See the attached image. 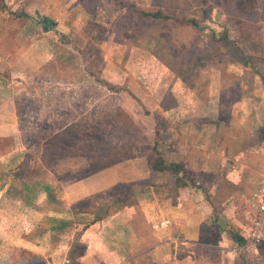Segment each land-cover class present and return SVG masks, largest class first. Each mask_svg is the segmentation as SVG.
Segmentation results:
<instances>
[{
	"label": "crops",
	"instance_id": "obj_1",
	"mask_svg": "<svg viewBox=\"0 0 264 264\" xmlns=\"http://www.w3.org/2000/svg\"><path fill=\"white\" fill-rule=\"evenodd\" d=\"M68 1L0 0V144L5 142L3 140L9 143L7 151L0 145V224L5 223L1 214L3 203L8 200L13 203L11 218L17 216V223L20 224L13 222L15 229L24 227L18 244L21 262L17 264H70V252L77 243L84 252L72 264H264V224L261 237L254 242L240 232L247 241L244 245L234 240L228 230L229 223L233 222L228 197L247 185L253 191L249 197L251 199L264 173V157L259 155L260 150H249L253 143L261 147L259 134L264 127V114H258V111L261 112L259 102L263 103L264 65L261 67L255 63L254 58L251 60L254 69L239 70L234 76L229 72V78L234 77L241 83L242 97L237 104L239 113L233 114L228 122L221 119L220 114L199 116L190 114L189 110L178 117L181 104L176 105L174 112L164 110L173 118L172 132L180 136L187 147V154L182 158L185 168L192 178H196L195 174L206 178L200 184L195 182L192 185L188 181L185 185L179 184L174 191L138 185L141 191L137 194L136 204H126L106 213L108 207L117 204H109L107 196L117 188L133 189L134 158L110 163L105 168H93L92 171L88 170V162L64 168L63 175L83 174V177L67 182L64 180L66 183L62 185L59 183L63 193L60 198L53 195L52 178L48 174L50 171L53 175L52 169L49 170L41 161L37 162L36 167H22L28 153L21 134L23 117L14 92L23 82L32 78L37 80L43 67L54 59V55L46 58L45 55L32 54V48L45 43L47 39L50 42L48 48L53 47L54 38L59 40L64 35L54 7ZM74 1L79 3V0ZM258 1L259 5L255 8H247V2L243 7L239 1L237 6L244 14L264 13L261 0ZM76 5L81 7L80 3L76 2ZM21 10L31 17L22 23L10 24L9 12ZM213 11L221 17V21L227 20L219 7ZM38 16L53 21L52 29L45 30ZM246 24L245 31L249 22ZM259 27L264 31V26ZM38 33L41 34L40 40L26 42ZM245 35L248 36L247 33ZM23 36L27 38L20 40ZM61 43L65 44L58 42ZM255 56L261 60L264 51H256ZM57 95H62L61 100L67 96L64 92ZM76 95L79 96L78 90ZM251 95L254 99H249ZM251 102L252 112L248 111ZM231 126L236 130L230 143H241L242 146L232 154L236 158V165L228 170V167H217L214 159L209 160L211 155L206 146L208 142L221 143L223 132ZM246 158L254 159V165L250 161L248 165L240 167ZM258 162L259 166L262 165L261 172L257 171ZM194 164L199 165L193 167ZM21 169L30 171L26 173L27 176L30 174V180L24 184V189L22 182L14 179L11 183L10 178L7 180L11 174L16 177ZM256 174L259 178L253 181L250 176ZM45 179H49L47 184L44 183ZM143 180L150 181L149 177H140L136 181ZM224 188L229 189V196L220 198ZM10 189L22 194L10 196ZM217 192L219 196H216ZM165 220L168 221L165 226L154 227ZM82 221L89 223L82 228L79 224ZM3 233L0 227V239L4 237ZM6 261L9 260L3 259L0 254V264H10Z\"/></svg>",
	"mask_w": 264,
	"mask_h": 264
},
{
	"label": "rangeland",
	"instance_id": "obj_2",
	"mask_svg": "<svg viewBox=\"0 0 264 264\" xmlns=\"http://www.w3.org/2000/svg\"><path fill=\"white\" fill-rule=\"evenodd\" d=\"M69 1L63 4L60 2L54 7L58 12L57 17L61 20L59 26L61 25L60 29L64 35L59 40L54 38L53 47L48 48L50 45L48 39L45 43L35 45L32 48V54L45 55L46 58L54 55L55 59L60 54L56 47L58 42L68 44L69 52L66 53H72V56L69 59L70 63L68 60L65 61L67 65L62 70L64 80H61L58 86H71L73 89L78 83L82 84L84 89H80L78 97L73 94L67 95L63 101L61 100L62 95H57L54 101L44 103L47 109L54 107L55 110L57 109V118L52 130L45 137L39 138L32 152L27 154L26 162L22 167H36L37 162L41 161L49 170L52 169L53 175L50 171L48 172L53 179L50 180L53 184L52 191L53 195L59 198L63 195L62 188H60L62 184L76 177H83V174L63 175L64 168L81 166L85 162H88L90 171L93 168H105L132 152L143 155L134 158L135 161L132 163L133 183L140 182L136 181L140 177L143 179L149 177L150 182L156 180L157 177L148 168L151 153L150 142L146 139L148 128L143 122L138 124L134 121L136 119H132L139 117L140 111L136 99L125 91L129 89L159 116L161 128L159 150L165 160L161 163L156 161L158 163H155V167L166 170L178 166V176L183 177L184 174L180 167L185 164L182 158L184 154H187V147L184 140L172 132L173 118H170L164 110L166 108L174 112L176 105L181 104L178 117L185 115V111L189 110L190 114L199 116L220 114V118L226 122L232 118L233 114L235 116L239 113L237 104L242 97L241 83H238L234 77L229 78V72H232L234 76L239 73V70L251 69L254 64L251 61L253 58L255 63L261 67L264 65L262 63L264 58L260 60L256 56L253 57L256 51L257 53L264 51V31L259 27L264 26V13L244 14L237 5L239 1L244 7L247 2V8H255L259 5V1L236 0L235 3L238 15L248 18L246 22L249 24L245 34L247 33L249 37L235 28L236 26L226 13L227 9L220 4L204 7L199 4L200 0H84L83 2L79 0L80 8H82L80 10L79 6H75L76 2L79 4L78 1ZM260 5L264 7V0L260 1ZM130 6L142 10L162 9L174 15L177 21L157 24L151 20L140 19ZM216 7L226 14L225 22L214 13L213 9ZM194 18L199 20L202 29H195L186 23H180L183 20ZM224 32L236 42L235 46L238 48L223 51L222 43L212 38L213 34L216 35V39L221 38ZM158 37H162L165 47L162 50L155 45L152 46L154 48L152 51L151 42ZM26 38L27 36H23L20 40ZM32 38L26 42L40 40L41 34H35ZM170 51L175 53V57L169 53ZM63 53L66 55L65 52ZM229 58L235 59L237 63H230L224 70H221L220 67ZM163 60H168L171 66L174 65L175 67H171L173 70H179L180 73L185 74V81L166 66ZM48 64L45 65L46 68ZM84 73H86V78L82 75ZM92 75L101 77L102 83L94 81L95 77ZM45 80V76L39 77L38 82L33 83L32 86L44 88ZM262 95L263 103L259 102L261 112L258 111V114H264V93ZM249 99H254V97L251 95ZM61 104L63 105L60 106ZM252 106L251 102L248 111L252 112ZM21 112L24 115L25 109ZM119 112L122 114L120 117H118ZM228 128L223 132L221 143L208 142L206 149L208 148L211 155L209 160L214 159L213 162L217 167H228V170H231L236 165V158H233L232 154L242 145L241 143H230L237 129V123L236 129L232 126ZM3 141L5 142L1 144L7 151L9 149L8 140ZM130 144L134 145L129 146ZM261 144L259 148V144L253 143L249 150L259 149V155L264 157V145ZM212 146L213 153L211 152ZM247 159L249 158L243 159L240 167L248 165L250 161L254 165V159ZM260 162L263 164L262 161ZM258 164L259 162L256 163ZM198 165L194 164L193 167ZM257 168L256 170L261 172L262 165H258ZM27 172L30 171L21 169L19 173L17 171L16 177L11 174L7 180L9 181L10 178L11 183L14 179L22 182L21 187L24 189V184L30 180V174L27 176ZM195 175L198 180L206 181L204 176ZM257 176L258 174L251 175L250 178L257 181L259 178ZM47 182L49 179H45L44 183L47 184ZM186 183L189 182L187 180L180 182L182 185ZM243 187V190L233 192L230 196L229 189L226 190L228 188L226 187L220 192V198L229 196V208L233 222L229 223L228 229L242 232L248 238L254 226L253 222L259 214L249 198L253 191L249 190L247 185ZM135 191L140 192L141 189L135 186ZM8 192L10 196L22 194L14 189ZM216 196H219V192ZM12 205L13 203H9L8 200L3 203L1 215H4L2 218L5 223L0 224L4 231V237L0 239V254L3 259L9 260L6 263L17 264L21 262L18 244L21 242V230L24 227L18 226L15 229L13 222L20 224L17 223V216V219L11 218L13 216ZM81 223L79 224L84 228L89 221Z\"/></svg>",
	"mask_w": 264,
	"mask_h": 264
},
{
	"label": "trees",
	"instance_id": "obj_3",
	"mask_svg": "<svg viewBox=\"0 0 264 264\" xmlns=\"http://www.w3.org/2000/svg\"><path fill=\"white\" fill-rule=\"evenodd\" d=\"M82 2L84 0H81ZM236 0H200L199 4L205 6H209L212 4H220L224 6L227 11L226 13L230 17V21L233 23L235 28H238L240 31L245 34V28H246V20H248L247 17L243 15H238V11L236 8ZM121 4V3H120ZM122 5V4H121ZM130 8L133 10V12L137 15L138 18L144 19V20H151L157 24L161 23H172L173 21H177V18L174 17V15L162 10V9H155V10H142V9H136L134 6H130ZM9 23L10 24H15V23H22L29 19L31 15L24 10L21 11H16V12H9ZM205 16V15H204ZM39 17V21L43 22V28L45 30L52 29L54 26V22L45 19L41 16ZM206 17V16H205ZM234 18L235 21L233 20ZM180 23H186L187 25L192 26L193 28H201V25L199 24V20L194 18V19H188V20H183ZM54 29V28H53ZM212 38L216 42L222 43L223 51H229L233 49L234 47L238 48V46H235L236 42L231 40L226 32H224L221 36V38L216 39V35L213 34ZM156 39V38H155ZM152 45H150V49L153 51L154 48L152 46H157L158 48H161L162 50L165 47V42L162 39V37H158L156 40H153L151 42ZM57 50H58V58L53 59L51 62L48 64V68L43 67L41 73L37 76V80L39 77H46V80L44 81V88H37L33 87L32 84L37 82L36 78H32L28 81H25L21 84L20 87H18L15 92H14V98L17 104V107L19 108L20 113L22 114L23 117V124L21 126V134L23 135V140L24 144L27 149V153H31L34 147L36 146L37 142L40 140L39 138L45 137L47 133H49L52 128L53 124L57 118V109L55 110L54 108H46L47 101H54L56 99V96L59 92H64L67 95H76V91L78 90V95H80V89H84L83 85L81 86L80 84L77 83V85L71 89V86H58L61 80H64L63 73L64 67H66L67 63L65 62L68 60L70 63V57L72 56L71 54H67L66 52H69V46L68 44H58ZM73 47H75L73 45ZM14 49H17L15 46H13ZM74 51V50H72ZM66 55H64V53ZM172 56H174L175 53L172 51L169 52ZM175 57V56H174ZM60 58V59H59ZM166 66H168L171 70H173L174 65H169L168 60H163L162 61ZM236 64L237 61L233 58L226 59L224 61L223 66H221V70H224L228 64ZM172 67V68H171ZM175 67V66H174ZM252 69L254 67L252 66ZM176 72V74L181 78V80L185 81V74L180 73L179 70H173ZM85 77L86 73L82 74ZM94 78V81L101 82V77H97L92 75ZM90 78V76H88ZM192 89H195L192 87ZM122 91L124 89H121ZM120 90V91H121ZM133 96L136 99V102L139 106V111H140V116L137 118H132L136 119L134 120L138 124L141 122L144 123V125L148 128V137L146 138L148 142H150V148H151V153L149 154V171H153L154 175L157 177L156 180L153 182H137L133 184V189H127L123 190L121 188H117L114 190L108 197L109 199V204L110 202H115L117 203L116 205L108 207L106 213H110L111 211L116 210L117 208L126 205V204H136L137 203V194L139 193L138 191H135V186H142L146 188L147 186L150 188H163V189H168L169 191H174L177 186H179L180 182L183 181L184 179L189 181L192 185H194L195 182L197 183H202V180H198V178H192L188 172V170L185 168V165L180 167V169L183 171V177L178 176V166L177 168H168L166 170H162L159 168L155 167V163L158 162H164L165 158L163 155H161L160 150H159V144L161 141V132H160V121H159V116L157 112H153L145 103L139 99L137 96H135L131 90H125ZM195 91L198 93V91L195 89ZM199 95V94H198ZM25 109V114L21 112L22 110ZM53 109V110H52ZM120 113V112H119ZM120 117L122 114H118ZM259 139L264 145V127L261 129L260 134H259ZM137 144V143H135ZM134 145L130 144L129 146ZM128 146V147H129ZM135 150V149H134ZM130 152V151H129ZM135 152L130 153L129 155H126V157L119 159L118 162L122 160H127V159H133L136 158L137 156H143L142 154L137 155L134 154ZM134 154V155H132ZM156 157V158H155ZM158 161V162H156ZM108 215V214H107ZM229 230V229H228ZM230 236L236 240L240 245H244L247 241L246 239L240 234L239 231H234V230H229ZM83 249L80 244H75L73 248L71 249L70 252V264H72L73 260L80 256L83 253Z\"/></svg>",
	"mask_w": 264,
	"mask_h": 264
},
{
	"label": "built area",
	"instance_id": "obj_4",
	"mask_svg": "<svg viewBox=\"0 0 264 264\" xmlns=\"http://www.w3.org/2000/svg\"><path fill=\"white\" fill-rule=\"evenodd\" d=\"M250 201L252 202V206L256 207V212L259 214L254 220L253 229L250 232L249 237L247 238L253 241L260 237L264 224V173L261 175V178L259 180V187ZM166 224H168L167 220L162 221L160 224H155L154 227L157 228L159 226H165Z\"/></svg>",
	"mask_w": 264,
	"mask_h": 264
}]
</instances>
